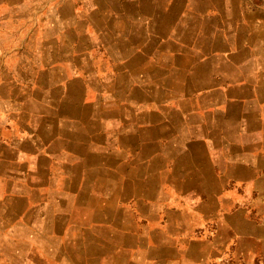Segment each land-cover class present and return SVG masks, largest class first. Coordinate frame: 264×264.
Masks as SVG:
<instances>
[{
	"label": "crops",
	"instance_id": "crops-1",
	"mask_svg": "<svg viewBox=\"0 0 264 264\" xmlns=\"http://www.w3.org/2000/svg\"><path fill=\"white\" fill-rule=\"evenodd\" d=\"M0 264H264V0H0Z\"/></svg>",
	"mask_w": 264,
	"mask_h": 264
}]
</instances>
